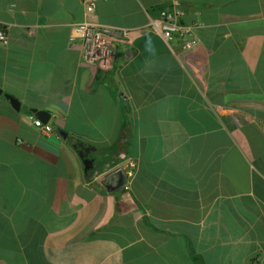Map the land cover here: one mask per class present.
I'll return each instance as SVG.
<instances>
[{
	"label": "crops",
	"instance_id": "obj_1",
	"mask_svg": "<svg viewBox=\"0 0 264 264\" xmlns=\"http://www.w3.org/2000/svg\"><path fill=\"white\" fill-rule=\"evenodd\" d=\"M171 1L98 2L136 33L94 71L79 0H0V264H264V0H178L189 55L151 27Z\"/></svg>",
	"mask_w": 264,
	"mask_h": 264
},
{
	"label": "built area",
	"instance_id": "obj_2",
	"mask_svg": "<svg viewBox=\"0 0 264 264\" xmlns=\"http://www.w3.org/2000/svg\"><path fill=\"white\" fill-rule=\"evenodd\" d=\"M100 1L108 0H79L83 7L84 19L80 23L74 24L68 35L70 43L77 42L82 47V65L94 71L110 69L116 58L117 45L119 43L131 44L132 38L136 33L131 28L101 23L96 12L97 3ZM182 16L183 11L179 6L178 0H172L169 7L159 11L157 19L150 20V24L165 42L171 44L177 40L184 55H189L196 52L203 45L192 34L190 26L182 22ZM7 43V33L0 24V44L6 45ZM189 70L194 72V66L189 67ZM27 117L42 133H55L50 124L42 122L34 113H29ZM134 167V160L130 156L123 154L105 168L95 170L91 179L103 178L112 171L121 168L127 180V177L132 175Z\"/></svg>",
	"mask_w": 264,
	"mask_h": 264
},
{
	"label": "water",
	"instance_id": "obj_3",
	"mask_svg": "<svg viewBox=\"0 0 264 264\" xmlns=\"http://www.w3.org/2000/svg\"><path fill=\"white\" fill-rule=\"evenodd\" d=\"M1 91V90H0ZM12 106L15 108V109H19V101L16 100L14 97L10 96V95H7L6 96ZM32 112L36 115L37 118H39L42 122L46 123L48 121V118H49V114L48 112L44 111V110H37V109H32ZM58 133L59 134H62L63 136H66V132L62 129H59L58 130ZM76 146L80 147L81 151H80V156L84 159V163H90V160L87 159V158H84V154L86 152H88V148L87 147H84L81 143L77 144ZM116 175H117V178L115 180V183L114 184H111V185H108V188L110 190H114V189H117L121 186H123L125 183H126V177H125V174H124V171L121 169V168H118L116 171H115Z\"/></svg>",
	"mask_w": 264,
	"mask_h": 264
}]
</instances>
